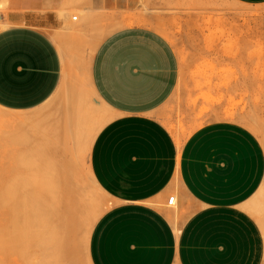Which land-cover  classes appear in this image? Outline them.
I'll return each instance as SVG.
<instances>
[{
  "label": "crops",
  "instance_id": "obj_1",
  "mask_svg": "<svg viewBox=\"0 0 264 264\" xmlns=\"http://www.w3.org/2000/svg\"><path fill=\"white\" fill-rule=\"evenodd\" d=\"M232 1L264 6V0ZM6 5L9 12L0 14L1 113L37 122L47 106L65 104L67 120L80 114L91 177L110 202L91 229L89 264H264V234L249 208L264 181V148L251 130L230 121L178 135V145L163 122L179 82L170 42L146 27L113 32L88 61L87 97L56 41L67 0ZM106 6L92 2L95 11ZM55 127L47 134L54 138L50 161L23 166L40 171L24 184L59 183L45 179L60 171L70 194L71 165L61 161L62 134ZM12 176L8 183L20 175Z\"/></svg>",
  "mask_w": 264,
  "mask_h": 264
},
{
  "label": "rangeland",
  "instance_id": "obj_2",
  "mask_svg": "<svg viewBox=\"0 0 264 264\" xmlns=\"http://www.w3.org/2000/svg\"><path fill=\"white\" fill-rule=\"evenodd\" d=\"M93 1L67 0L66 16L59 17L66 23L56 36L87 97L86 68L101 41L120 29L146 27L164 36L178 57L179 82L163 117L178 145V135L186 137L210 122L230 121L251 130L264 148V6L232 0H105L106 8L95 11ZM7 3L0 4V14L9 12ZM67 108L49 105L37 122L11 121L0 111V264H89L91 229L110 202L91 177L89 146H83L87 131L79 125L80 114L67 120ZM54 125L63 137L61 161L70 164L72 171L67 254L65 244L49 238L50 225L47 228L39 219L33 222V188L24 184L40 171L23 166L33 165V159L39 164L50 159L46 152L54 138L47 134ZM12 175H20L13 184L8 183ZM51 176L45 180L59 183L43 186L61 189L60 171ZM65 200L56 201L61 212L66 211ZM249 208L255 210L250 213L264 234V181Z\"/></svg>",
  "mask_w": 264,
  "mask_h": 264
},
{
  "label": "bare ground",
  "instance_id": "obj_3",
  "mask_svg": "<svg viewBox=\"0 0 264 264\" xmlns=\"http://www.w3.org/2000/svg\"><path fill=\"white\" fill-rule=\"evenodd\" d=\"M61 189L58 190V188H55L53 191L50 187L43 186L45 184L41 185H32V192L33 195H31L30 200H31V217L33 222L36 219H39L41 223L50 225V236L51 240L53 243H56L57 241L60 242L61 244H65L69 242L70 238V231L69 229L72 223V219L69 217L71 216V213H69L68 207H70V202H68L69 198V190L66 189V186L64 182L61 183ZM60 193V194H57ZM53 194H56L53 196ZM64 195V196H63ZM67 199L65 200L66 204V211L61 212V204L57 203V199ZM44 216H45V221H44ZM64 221V222H63ZM50 223V224H49ZM53 234V235H52ZM52 245V243L50 244ZM54 245V244H53ZM58 246V245H57ZM55 247V245L53 246ZM65 248V253L67 254V245L63 246ZM62 249V247H61ZM64 252V250H63Z\"/></svg>",
  "mask_w": 264,
  "mask_h": 264
},
{
  "label": "built area",
  "instance_id": "obj_4",
  "mask_svg": "<svg viewBox=\"0 0 264 264\" xmlns=\"http://www.w3.org/2000/svg\"><path fill=\"white\" fill-rule=\"evenodd\" d=\"M73 20L75 21L76 19H73ZM173 202H174V197H170V198L167 200L168 205H172Z\"/></svg>",
  "mask_w": 264,
  "mask_h": 264
}]
</instances>
